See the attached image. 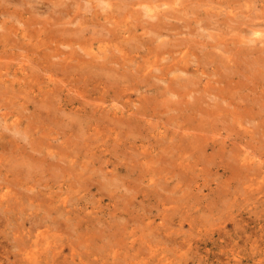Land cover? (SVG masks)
Wrapping results in <instances>:
<instances>
[{"label":"rangeland","instance_id":"obj_1","mask_svg":"<svg viewBox=\"0 0 264 264\" xmlns=\"http://www.w3.org/2000/svg\"><path fill=\"white\" fill-rule=\"evenodd\" d=\"M5 1L0 0L3 3L2 6L5 5ZM101 1L31 0L30 4L23 5V7L19 1H13L15 3H12L10 7L12 10L28 11L24 21L30 24L32 30L48 28L44 34L47 40H61L62 42L71 38H78L77 41L81 39L78 44L76 40L69 43L70 45L66 44L65 46L68 45V48L60 45L59 48L62 50L69 51L71 49L69 51L71 52L76 49L75 45L77 47L80 44L88 43L93 38L101 36L108 39V35L111 37L108 28L115 27L107 14L112 8L109 7L105 10L107 3L102 4L103 1ZM214 1L211 2V5H198L194 0L184 2V4L182 0L176 1L174 7L183 8L184 11L172 13L168 23H174L173 28L178 26L171 29V33L173 32L171 35L165 33L159 39L153 34H145L146 30L143 27L150 26L153 22L148 15L143 16L141 12V17L138 14L134 15L136 17L133 14L125 17L128 11L133 10L131 7V10L124 11L126 12L124 13L125 18H121L120 23L122 22V24L118 26L120 30L115 31V36L122 34V31L125 32L128 25L135 28L139 24V29L133 32L132 37L125 34L124 37L117 38V43L121 49L125 48L131 56L139 59L142 62L141 65L145 63L150 65L155 60H160L163 64L161 68L165 67L166 63H175L177 60L173 56L177 58L188 52L187 58L183 59H188V63H190L192 79L197 74V80L200 81L194 84L193 88L202 89L206 86V89L209 88L218 93L219 89L214 87L219 86L218 80L222 74L229 72L235 65L230 59L234 56L238 57L235 52L244 46L243 44L239 46L242 37L245 36L240 31L248 29V26L253 23L263 24L261 28L264 30V0ZM8 5L6 4L5 7ZM187 6L190 7L186 9ZM165 7L163 6L161 9ZM134 8L136 9V7ZM82 12L86 15H83ZM12 15L13 17H9V15L0 14V38L2 37L3 41L6 39L4 35H6L7 28L13 26L12 28L18 33L25 28V23H21L23 20L20 15L18 13ZM173 15H177L178 18ZM83 16L85 17L83 18ZM76 17L78 19L81 17L82 20L84 19L83 21L79 19L82 24H87H83V26L80 21L74 23L72 19ZM107 17L110 24L106 21ZM85 20L87 22H84ZM247 22L249 25L245 24ZM71 23L74 24L71 25ZM149 31L151 30L149 29L147 32ZM7 34H10V31ZM172 35L175 37L173 38ZM8 37L12 38L10 43L16 50L11 51L10 55L14 54L10 56L13 57L12 61L9 58L6 61L12 62L11 66L15 68L18 66L19 60L23 59L20 57L25 56L28 51L35 50L36 47L33 43H29L30 49L21 48L23 45H21L23 43L21 33L18 37L15 33ZM245 37L243 39L249 41V37L256 36L247 35ZM263 40L264 35L254 44L250 42L248 48L253 50L254 53L249 51L254 56H244V60L248 58L246 59L248 61L251 57L257 58L258 54L259 58H264V55L259 52L263 51L262 54L264 53ZM14 41L20 44L16 45ZM232 41L240 44L231 46L235 44H232ZM6 42L8 41L0 45L10 50L11 45ZM165 42L172 44H166L167 48L165 47L164 51L165 44L163 43ZM50 43L55 45L54 42ZM160 43L163 45L161 51L165 53H159L160 50L157 48L161 45ZM71 45L73 47L69 48ZM227 46L233 47V51ZM79 47L75 51H79ZM227 48L230 52L227 51ZM118 50L116 49L121 54L122 52ZM49 51L48 54L51 55L53 51ZM94 52L98 54L99 50L96 49ZM16 53L19 56H15ZM225 57L228 58L229 67L226 66L227 63L225 65L220 61ZM50 58H47L46 61H61L60 58ZM246 60L245 62H247ZM155 64L151 66L154 71L152 76L163 77V73L155 68ZM244 66H246L245 63ZM243 67H240V72H237V75L232 73L233 77L241 76V78H236L237 81L243 78L245 82H250V86L245 87L242 91L239 92L241 86L236 89V92L239 93L235 95L234 104L240 109L242 115L233 117L223 114L221 118H227L222 121L213 122L214 118L209 113L206 115L205 110L198 108H209L207 101L214 103L209 97L212 94L209 91L206 93L197 92L200 97L205 96V99L197 100L198 94L195 98L188 97L186 102L190 103L191 107L189 108L186 107V102H177L178 98L172 97L171 91L180 90L181 86L178 83H170V79L173 77L176 80L178 76L190 78L185 74H164L165 78H169L166 81L159 80L154 76L152 79L147 77L149 78L146 79L149 80L148 82L138 78L134 82L135 85L132 82L128 83L131 86L126 84L127 93L131 94V97L120 100V106L126 103L130 108L131 106L135 108L145 106L156 111V118L141 123V126L137 127V131L134 130L130 133L124 132L128 128L127 125L112 122L109 124L114 129L106 137L102 135L104 132L102 134L94 133L91 137L92 141H87V137H83L86 138L85 143L87 142V144L82 146L87 147L88 145L89 149L81 150L78 154L75 152V156L70 158L75 161L73 170L44 166L45 173H42L41 178L45 183L50 182V184L44 188L45 191L42 195H38V202L27 198L29 194H32L26 184L28 182L37 183L38 177H26V173H19V168L17 169L11 158L12 153L10 156L0 155V199L2 192L7 189L13 194L10 201H4L2 207L0 204V264H113V262H117V264H264V198L262 202H259L256 200L259 197L255 192L246 195L243 192V196L240 192L248 188L254 179L256 186L253 187L255 189L264 188V174L261 177H252L254 179H249L247 176V179L243 178L244 176L234 175V169L231 167L234 159H238V161L242 159L240 149L245 151L248 147L256 154L261 151L264 153V98H259L264 95V88H262L264 87V76H258L255 74V70L251 71L250 69L254 66H249L248 75L250 76L249 73H252V76L254 74L255 79L250 78L252 82L246 80L247 76H244ZM59 73L64 74V78L67 77L64 69ZM256 73L258 72L256 71ZM261 78L263 79L261 80ZM67 80L70 81L69 78ZM223 80L221 87L229 83L228 78ZM70 82H67L69 88L65 86L66 83L63 84L64 86L58 85L57 88L60 91L51 103L55 104H53L55 109L61 108V112L65 111L59 115L60 118L59 111L56 114L57 119L63 120L65 123L71 121L72 125H69L70 122L64 127L57 128L52 125V130L49 128L50 141L54 140L51 141V150L75 148L73 151H76L77 148H81L72 142V139H76L78 135L77 128L74 127L75 120H73L76 115L69 111L70 106L74 105L66 106L64 100H66L65 97L68 101L72 97L76 99L74 92L70 93V88H84L79 85L75 87L73 82L71 84ZM62 87L64 88L62 89ZM0 89H2L0 90L1 138L2 135L13 134V131L9 129L12 128L13 119L5 122L3 117H11L12 112L23 116V118L30 116L32 111H36L33 106L40 103V98L36 100L27 98L26 95H22L24 93L12 88H10L11 93H6L5 91L8 92L9 89H3L2 85ZM13 91L15 93H12ZM32 101H35V104ZM25 102H28L25 106L29 104L31 109L21 108L23 106L21 103ZM75 106L83 107L79 101L75 103ZM246 106L247 108H245ZM87 107L89 110L92 109L90 106ZM176 108H180L181 111L178 113ZM7 113L10 115L6 116ZM206 119L213 122V125L210 126ZM120 120L121 117L118 121ZM200 120L205 121L206 126L215 131L214 133L219 132L228 136L227 146H223L218 141L212 142L208 148L202 149V147L182 140V136H178V139L174 138L173 131L179 130V126L193 124L195 121L199 123ZM109 124H103V127H109ZM234 142H236L235 145ZM23 144H28V141L22 140L21 145ZM203 145L205 147V144ZM22 149L25 150L24 147ZM15 151L16 156L18 153L16 149ZM15 156L13 157L18 158ZM48 157L51 162L57 161L50 154ZM115 161L122 162L124 165L118 170L114 166L119 167L120 165ZM63 166H66V163ZM127 166L133 169L132 173L128 171ZM145 167H150L151 171L156 167L166 171L152 174L151 171L148 173ZM23 168L24 166H21V169ZM251 175L250 173L249 176ZM116 177L118 183L103 190L105 182L113 181ZM260 183L262 186H258ZM7 185L10 187L2 190ZM100 186L103 188L99 189ZM69 211H71L70 214L66 215V212ZM119 223L126 229V233L133 234V236L123 242H118L115 237L109 244V249L105 250L103 244L105 245L108 241L104 243L100 239L115 232L114 226ZM68 224L69 226L72 224L69 229ZM75 229H78L77 232ZM88 231H91L94 237L90 241L82 240L79 235L81 237L90 236L86 235ZM32 232L34 233L33 237H31ZM43 232L52 234L48 239L49 242H52V247L37 236ZM34 242H37L36 248L33 247ZM132 243H134V247ZM90 246L98 252L92 254ZM116 251H119L121 258L127 257L128 259L114 261V258L117 259V255L115 253L110 255V253ZM101 255L104 256L101 258ZM106 256L110 257V260H107ZM96 260L100 262H92Z\"/></svg>","mask_w":264,"mask_h":264},{"label":"bare ground","instance_id":"obj_2","mask_svg":"<svg viewBox=\"0 0 264 264\" xmlns=\"http://www.w3.org/2000/svg\"><path fill=\"white\" fill-rule=\"evenodd\" d=\"M13 1H19L20 5H22L21 7H23V5L30 4L31 0H12V1L6 0L5 5H3V6H2L3 3L0 2V14L9 15V17L10 16L13 17L12 14L18 13L21 17V20H23V21H21V23H23V22L25 23V28H23L20 32L21 38L23 39V43H21V45L22 44L24 45V46L22 45L21 48H25V47L29 48L28 44L33 43V45L36 47V49L33 51H30V52L27 50L28 51L27 54L24 52L25 56L20 57L23 59L19 60L20 62L18 64V66H16L15 68L14 67L12 68V66H11L12 62L10 63L9 61H6V60L10 59L12 61L13 57H10V56H12L14 54L13 53H12V55H10V54H11V51L14 49L16 50V48H14V45H12V43H10L12 41V38H10V37L7 38V36L13 35L15 33L18 37L20 35V33H18L16 30H14L12 28L13 26L7 28V30L5 32L6 35L3 34L6 39H4V38L3 39L5 41H8L6 43H8L11 46L9 48L10 50L5 49L4 46L2 47L1 45L5 41H3L1 39L2 37L0 38V44H1L0 45V84L3 86V89L4 88H5V90L9 89L8 92L5 91L6 93H11L10 88L15 89V90H19L20 93H24L22 95L23 96L26 95L27 98H33L34 100L40 98V100H39L40 103H38L36 106L35 101H32L33 104H35V106H33L35 108H33V109H36V111L35 110L32 111L30 116H25L26 118H23V116H21L19 114H13V112H12L11 117L9 116V118L3 117V118H5V122H8V121H10V119H13V123L11 125L12 128L11 127L9 128L10 130L13 131V134L11 133V135H8V136H4V135L1 136V138H0V155L3 154L4 156L5 155L10 156V154L12 153V155L15 156V152H16L15 149H16L17 153H18L16 156L18 158H14L13 156L11 158L14 161L13 163L16 164L17 169L19 168V171H20L19 173H22V174L26 173L25 174L26 177H28V176H31L32 178L38 177L37 183H32V184L29 182L26 183L28 185L27 186L28 190L32 194V195L29 194V196H27V198L29 200L33 199L34 202L39 201V196L42 195V193L45 191L44 188L48 187L50 184V182L45 183L43 181V178H41L42 173H45L44 166L48 165V166H55V167H57L56 169L63 168L65 170L66 169L73 170L75 161L73 158L72 159H70V158L72 156H75L74 155L75 152H76V154H78V153H80L81 150L89 149L88 145H87V147L82 146V145L87 144V142L85 143L86 138H83V137H87V139H86L87 141H89V140L92 141L91 137L93 136L94 133L102 134L103 132L104 133L102 135L106 137L109 133H111L110 131H112V129H114V127H111V125L109 124L112 122H114L116 124L121 123L122 125H127L128 128L126 130L124 129L125 130L124 132L130 133L131 131H134V130L137 131V127H140L141 123H143V122L145 123V122L149 121L150 119L154 120L156 118V116H157L156 111L155 110L153 111L152 109H150L148 107L146 108L144 106V107L135 108V107L131 106V108H130V106L127 103L123 106H120V104H119L120 100H122L126 97H131V94L127 93L128 92L127 85H130L128 83L132 82V84L135 85L134 82L138 78H142V79L146 80V79H149L147 77H150V79H152L153 76L157 77V79H159V80L164 79V81H166V79H169V78H165V76L167 74L168 75L171 73L185 74V75L189 76L190 78L187 79L186 77L178 76L177 77L178 79H176V80H174L173 77H172V79H170V81H171L170 83H172V84L178 83L181 86L180 90H177V91L172 90L171 91L172 97L178 98L176 101L183 103V102H186L188 97L189 98H191V97L195 98L196 95L198 94L197 92H200V93L201 92L206 93L207 91L211 92L212 94L209 97H210V99H212L214 101V103L207 101L209 108H207V107H205V108L204 107H202V108L198 107V108L205 110L207 112L206 115H208V113H209V115L212 116V118H214L213 122H215L217 120L222 121V120L226 119L227 117H224L223 119L221 118V116L223 114H228V115L233 116V117H235V116L240 117L242 115V112H240V109L234 104V99L236 98L235 95H237V93H239L240 91L245 89V87L250 86L249 85L250 82H245L243 78L240 81L238 80L239 81L238 82L237 79L241 78V76L233 77L232 73H233V75H237V72L238 73L240 72V67H243L244 63H245L246 66L243 67V73H244V76L248 77V79H247V77H245L246 80H250V78L252 80L255 79L254 74H253V76H252V73H249L250 76L248 75V71L250 69H251V71L255 70L254 71L255 74H258V76H260V75H262V77L264 76V58L263 57L259 58L260 55L258 54L259 57L256 56L257 58H259L258 60H256L257 58H254V57L252 58L251 56H250L251 59H249L248 61L246 60L248 58L245 59L247 62H245V60H244V58L246 56L247 57H249V55L254 56V54H251V52L254 53L253 50H251V48H248V47L250 45V42H253V44H254L258 39H260L264 35V30H262V28H261L263 26V24L253 23L250 26L248 24V22L245 23V24L249 25L248 29L247 28H245L246 30L242 29V31H240V32H242V34H245V36L255 35L256 37H249L250 38V39H248L249 41L245 40L246 39L245 36H244L245 39H243L244 37H242V39L240 41L241 45H239V46H242V44L244 46L242 48L240 47V50L238 47H236V48H238L239 51H237L238 53L235 51L234 52L236 53V55L238 54L237 55L238 57L234 56V58L232 57L230 59L232 62H234L233 64H235V65L232 66V68L230 67L231 70H229V72H225L222 74V77L218 80L219 86L214 87L215 89L218 88L220 92L215 93V90H210L209 88L206 89V86L202 89L193 88V85L196 83H199L200 81L197 80V76H198L197 74H195L196 75L195 78L192 79V74L190 73L192 68L190 66V63H188V59H185V60L183 59L187 56L188 52H186V54L184 56H180V57L178 56L177 58L175 56H173L175 58V60H177V61L175 63H172V64L166 63L165 67L161 68L163 64L161 63L160 60H155V62L150 63V65H148V63L141 65L142 62H140L139 59H137L135 56H131L129 51H127L125 48L121 49L120 45L117 43V41H118L117 38L124 37L125 34H129V36L132 37L133 32H135V30H138L139 26H140L138 24L134 28V27L128 25L125 32L122 31V34L115 36L116 35L115 31L120 30V29H118V26L120 24H122V22L120 23L121 18L128 17L130 14H133V16L135 14L136 15L138 14L141 17V12H142L143 16L148 15V17L151 18V21H153L150 24V26L145 25V27H143L146 30L145 34L146 33H149L150 35L153 34L156 36L157 39L164 36L165 33L168 35H171L173 33V32L171 33V31H172L171 29H175L178 25L176 24L177 26H175V28H173L175 24L174 23L170 24L171 22L168 23V19L171 18L170 16L172 15V13L184 11L183 8L178 9V8L174 7V4H176V1H180V0H112L113 2L111 0H102L103 2L100 0L102 2V4L107 3V6L104 8L105 10H107L109 7L112 8V9L110 8L111 11L108 12L109 15L107 14V16H109L110 20L113 21L115 28H108L107 27L110 34H111V37L108 35V39H104L103 37L100 36L101 38L100 37L95 38V39L93 38V40H91L88 43L78 45V46H80L79 49L81 50V52H80V50L75 51L78 48V46L76 47L75 44L74 45H75L76 49L74 50L72 48L74 51L72 50L71 52H69L71 49H69V51H66V50L64 51L61 48H59L61 44L65 46L66 44L74 42L75 40L77 41L78 38H76V39L71 38L69 40L62 41V42H61V40H47V38L44 37V34H46V30H48V28L44 29V27H43L42 29L39 28L36 31H34L35 29L32 30L30 27V24L28 22L24 21V17L26 16V13L28 11H23V9L12 10L10 5L12 3H15ZM114 1H117V2H114ZM188 1L192 2L193 0H182V3L184 4V2L187 3ZM194 1H196L198 5H200V4L211 5L212 1L215 2L214 0H194ZM6 4H9L8 7H5ZM143 5H145V7H143ZM138 6H139V9H138ZM141 6L143 7V9ZM163 6H166V7L161 9V7H163ZM190 6H187L186 9L189 8ZM131 7L133 10L130 9ZM134 7H136V9ZM113 8H114V10H113ZM127 9H130L131 11H128L127 16H125L124 13H126V12H124V11ZM171 9H172V11H170ZM13 12H15V13H13ZM79 13H81V12H79ZM79 13H76V14H79ZM76 14H75V16H77ZM83 15H86V14L83 13ZM139 16H137V17H139ZM173 16L178 18L177 15H173ZM81 17L79 19L82 20ZM84 17L85 16H83V18ZM134 17H136V16H134ZM79 19H78V17H76L75 19H72V20H74V23L76 21H77L76 23H79L78 22V21H80ZM107 19H108V17H107ZM107 19H106V21L108 22V24H110L109 19L108 20ZM154 19H155V22H154ZM179 19H180V17H179ZM72 20H71V22H72ZM82 21H80L81 24H82ZM3 22H4V20H3ZM84 22H87V21L85 20ZM8 23H10V22H8ZM73 24L71 23V25H73ZM83 24H85V23H83ZM77 25H79V24H77ZM3 28H5V27L3 26ZM147 29L148 30L150 29L151 31L147 32L148 31ZM9 31H10V34H7ZM174 34H176V33H174ZM181 34H183V32H181ZM178 35H179V33H178ZM151 37H154V36H151ZM172 37L174 38L175 36L172 35ZM21 38H20V41H21ZM150 39H152V38H150ZM157 39H156V41H157ZM78 41H77V44H78ZM80 41H81V39H80ZM14 42H16V41H14ZM50 42H54L55 45H53ZM236 42H239V41H236ZM233 43H235V41H232V44ZM240 43H235L234 45H231V46H235V45L240 44ZM19 44H20L19 42H16V45H19ZM160 44L161 45H159L157 48L158 50H160L159 53L163 52V51H161L163 45H162V43H160ZM163 44H165V46L163 48L165 51L166 50L165 49L166 44H172V43L165 42ZM72 45L69 46V48L73 47ZM98 45H99V47H98ZM231 46H227V47H230V50L233 51V47L231 48ZM65 47L68 48V45ZM252 48H253V46H252ZM96 49L99 50L98 54L94 52V50L96 51ZM116 49H119L118 51H120L122 53L119 54L116 51ZM227 49H228L227 51H229V48H227ZM49 50L53 51V53L51 55L48 54ZM249 50H251V52ZM232 51H231V53H233ZM258 51L259 50L257 49V52ZM259 52L261 53V55H264V53L262 54L263 51L262 52L259 51ZM20 53H23V52H20ZM163 53H165V52H163ZM18 54H19V52H18ZM18 54L16 53L15 56H17ZM209 54H211V53H209ZM227 56L229 58L228 54H227ZM223 57H224V55H223ZM7 58H9V59H7ZM47 58H50V59L60 58L61 61H54V60L46 61ZM226 58L227 57H225L224 59L223 58L220 59L221 63L226 65V63L228 62V58L227 59ZM230 60H229V62H231ZM241 60H243L244 62L243 61L241 62ZM148 61H151V60H148ZM73 62H76V63L73 64ZM246 63H248V64H246ZM67 64L69 67L67 66ZM154 64H155V68L159 72L163 73L162 74L163 77L158 76V75L152 76L154 71L151 69V66H153ZM256 65H257V67H256ZM226 66L229 67L228 63ZM249 66L250 67L254 66V68L255 67L256 68L254 69L252 67L253 69L252 68L248 69ZM63 69L65 70V73L67 76L66 78H64V74L59 73ZM230 71H232V72H230ZM256 71L258 73H256ZM246 73H247V75H246ZM164 74H166V75H164ZM68 78L70 79L71 82L67 80ZM227 78H228L229 83H226L224 86L221 87V83L224 81L223 79H227ZM263 78H261V80ZM257 79L259 80L260 78L258 77ZM67 82H70V84L73 82V84H74L73 86H75V87L79 85L80 87L84 88V89L74 88L75 90L73 88H70L69 89L70 93L73 94V92H74L76 99L72 97V99H70V101H68V99L65 97L66 100H64L66 106L74 105L73 107L70 106L69 111H71V113L74 112L76 115L75 116L76 118L73 119V120H75L76 125L75 126L73 125V126L77 128L78 135H77L76 139H72V142L74 144H76V146H81V148H77L76 151H73L75 148H71V150H68L69 148L58 150V151H57V149L51 150L52 142L54 140L51 139L52 142L50 141L49 135L51 132L48 133L49 128L52 130L53 126H56L57 128H59L61 126L64 127L71 122V121L67 122L68 123L67 124V123H65V121L57 119L56 114L60 111L59 112L60 114L58 113V116H59V115H61V113H64L65 111L63 110L64 112H61V110H60L61 108L60 109L58 108L59 110L55 109V107H54L55 104L51 103L53 101L52 99L53 98L55 99V97H57L56 96L57 93L60 91V90L58 91V88H57L58 85L59 84L63 85L66 83L65 86H67L69 88V86L67 85ZM238 86H241L240 87L241 90H239V92H236V89H238ZM261 86H263V85L261 84ZM63 88L64 87H62V89ZM262 88H264V87H262ZM246 89H248V88H246ZM0 90H2V89H0ZM12 93H15V92L13 91ZM262 97L264 98V95H261L259 98H262ZM200 99H205V96L200 97V95L198 94L197 100H200ZM57 101L59 103V99ZM77 101H79L80 104H82V106H83L82 108H81V106H80V108H77L75 106V103ZM28 102H25L23 104L21 103V105H23V106H21V108L23 107L24 110L25 109L26 110L31 109L30 108L31 106L29 104L25 106V104H27ZM87 106L92 107V109L89 110ZM186 107H188V108L191 107L189 102L187 103ZM198 108L196 107V109H198ZM245 108H247V106ZM176 109H177L178 113H179V111H181L180 108H176ZM196 109H192V110H196ZM9 110H11V108H9ZM14 112H16V111H14ZM10 113H11V111H10ZM8 115H10V114L7 113L6 116H8ZM120 117H121V120L118 121V119ZM59 118H60V116H59ZM62 118H64V117H62ZM71 118H72V116H71ZM206 121H207V119H206ZM213 122L207 121V123H210V126L213 125ZM97 123H99L100 125H96ZM106 123L109 124L108 125L109 127H103V124H106ZM69 125H72V122ZM51 126H52V128H51ZM173 132H174L173 136L175 135L174 138L178 139V136H182V140H184L188 143H191L192 145H197L199 147H202V149L208 148L212 142L216 143V142L220 141L223 144V146H225V147L227 146V144L229 142L228 136H225L223 133H219V132L214 133L215 131H213L211 128L207 127L205 121H203V120L202 121L200 120L199 123H197V121H195V122H193V124H185V125L179 126V130L173 131ZM60 136H62V135H60ZM28 138H29V140H28ZM78 138H80V139L78 140ZM189 138H191V139H189ZM22 140H24L25 142L28 141V144L21 145ZM95 140H97V139H95ZM97 142H99V141L97 140ZM203 144H205V147ZM235 144H236V142H234V145ZM23 147L25 150L22 149ZM246 149L247 150H245V151H242L240 149V155L242 156V159H240L239 161H238V159H236L237 161L234 159V162L231 164V167L234 169V172H235L234 175H237V176L240 175V177L244 176L243 178H247V179H248V177H249V179H254V178H252L254 176H255V178L263 176V174H264V153L261 151V152L256 154L253 151H251L250 148L246 147ZM48 153L51 156H53V159L57 160L55 163L51 162V160L48 157L49 156ZM115 162H117V161H115ZM65 163H66V166H63V164H65ZM117 164L120 166L116 167V165L114 164L115 165L114 167L118 170L121 168L122 165H124L122 162H117ZM21 166H24V168L21 169ZM127 168H128V171L130 173L133 172V169H130V167H128V166H127ZM145 168H146V171L148 173L151 171L150 167H145ZM164 171H166V170L165 169H158L156 167V168L152 169L151 173L152 174H159L160 172H164ZM250 171H252V172H250ZM249 172L252 174L251 176H249V174H250ZM237 178H236V180H237ZM117 179L118 178L116 177V178H114L113 181L109 180V181L105 182V184H104L105 188L103 190L108 189L110 186L118 183ZM253 186H256L255 179L253 180V182L251 184H249L248 188L244 189L245 191L244 190L240 191V192H242V196H243V192H245V195L247 193L254 194V192H255L256 196L259 197L256 200L259 202H262L264 195L262 197H260L259 195L264 194V188L258 187L255 189ZM258 186H262V183L258 184ZM9 187H10L9 185L4 186L2 188V190H4L5 188H9ZM102 188H103V186H100L99 189H102ZM12 197H13V194L11 193V191H9V189H7L6 191H3L2 195H1V199H0L1 207L4 204V201H10V199H12ZM34 202H33V204H34ZM70 212L71 211L66 212V215L70 214ZM58 223L60 224V221ZM71 225L69 226V224H68V229L71 227ZM77 230L78 229H75V232H77ZM114 230H115V232L107 234L106 236H103V238L100 239L104 243H105V241H108L105 245L103 244L105 250L109 249L108 246L115 237H116L118 242H123V241H126L127 239L128 240L131 239V237L133 236V234L130 235V234L126 233V229L124 227H122L121 223L116 224L114 226ZM127 234H128V236H126ZM86 235H90V236H87L88 239L85 235L82 237L79 235V237L85 241H90L94 237V235L91 233V231H88V233ZM33 236H34V233L31 237H33ZM37 236L44 239V241H46L47 245L49 244L52 247V245H51L52 242L48 241V239L52 236V234H50V233L47 234L46 232H43V233L38 234ZM119 237H120V239H119ZM36 243L37 242H34V245H33V247L35 246V248L37 246ZM132 246L134 247V243H132ZM90 248H91V246H90ZM104 248H102V249H104ZM91 250H92V254H95L98 252V251H94L92 248H91ZM114 253L117 255V259L114 258V261L121 260V259H128L127 257L121 258V254H119V251L111 252L110 255H113ZM87 255L89 256V252L87 253ZM72 256L75 257V255H72ZM103 256L104 255H101L100 257L102 258ZM135 258H136V256H135ZM106 259L110 260V257L106 256ZM92 262L93 263H99L100 261L96 260V261H92ZM113 264H117V262H113Z\"/></svg>","mask_w":264,"mask_h":264}]
</instances>
